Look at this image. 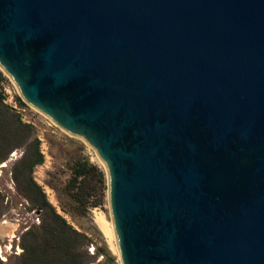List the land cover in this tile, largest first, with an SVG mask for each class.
Wrapping results in <instances>:
<instances>
[{"label": "water", "instance_id": "water-1", "mask_svg": "<svg viewBox=\"0 0 264 264\" xmlns=\"http://www.w3.org/2000/svg\"><path fill=\"white\" fill-rule=\"evenodd\" d=\"M0 69L103 164L120 264H264V0H0Z\"/></svg>", "mask_w": 264, "mask_h": 264}, {"label": "trees", "instance_id": "trees-1", "mask_svg": "<svg viewBox=\"0 0 264 264\" xmlns=\"http://www.w3.org/2000/svg\"><path fill=\"white\" fill-rule=\"evenodd\" d=\"M3 77L0 69V80ZM3 98L0 89V161L13 148L24 145L13 161L12 179L15 190L29 202V208L35 207L39 214L37 224L28 226L19 235L22 249L12 264H86L89 260L86 234L55 210L32 177L33 167L43 159L32 125L22 121ZM15 100L22 102L18 95ZM67 167L69 174L59 188L63 196V200L59 199L60 208L70 217L85 216L90 208L102 205L105 200L104 170L81 153L73 154Z\"/></svg>", "mask_w": 264, "mask_h": 264}, {"label": "rangeland", "instance_id": "rangeland-1", "mask_svg": "<svg viewBox=\"0 0 264 264\" xmlns=\"http://www.w3.org/2000/svg\"><path fill=\"white\" fill-rule=\"evenodd\" d=\"M2 73L4 77L0 80V89L4 93L3 101L19 115L22 121L32 125L33 133L38 138V147L43 153L42 162L33 167L31 173L33 179L41 186L46 199L55 210L62 214L74 227L86 234L85 249L89 255L86 264H120L106 195L102 205L90 208L89 213L85 216L70 217L61 210L59 204V199L63 200L59 188L69 174L67 166L73 154L87 155L90 161L96 162L104 170L103 164L82 138L65 132L48 117L24 101L7 75L3 71ZM16 95L22 100L21 103L15 100ZM23 148L24 145L13 148L8 152L6 158L0 161V217L14 207L31 209L29 202L15 190L11 174L13 161L19 156ZM96 212L101 214L108 233H105L95 220ZM36 217L38 222V213ZM32 224L34 223H29L25 228ZM21 232L10 236L7 257L13 255L11 264L22 249L19 245ZM1 264H3L2 261Z\"/></svg>", "mask_w": 264, "mask_h": 264}, {"label": "bare ground", "instance_id": "bare-ground-1", "mask_svg": "<svg viewBox=\"0 0 264 264\" xmlns=\"http://www.w3.org/2000/svg\"><path fill=\"white\" fill-rule=\"evenodd\" d=\"M95 220L98 222V224L101 226V229H103V231L105 233H108L107 229H106V226L104 225V222L102 220V216L100 213L96 212L95 213Z\"/></svg>", "mask_w": 264, "mask_h": 264}, {"label": "built area", "instance_id": "built-area-1", "mask_svg": "<svg viewBox=\"0 0 264 264\" xmlns=\"http://www.w3.org/2000/svg\"><path fill=\"white\" fill-rule=\"evenodd\" d=\"M39 150H40V152L42 153L41 149H39ZM42 155H43V153H42Z\"/></svg>", "mask_w": 264, "mask_h": 264}]
</instances>
